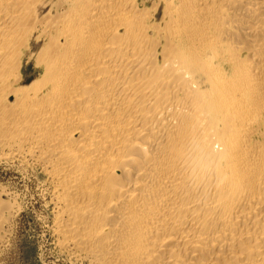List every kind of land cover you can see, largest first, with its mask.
<instances>
[{
  "label": "bare ground",
  "instance_id": "bare-ground-1",
  "mask_svg": "<svg viewBox=\"0 0 264 264\" xmlns=\"http://www.w3.org/2000/svg\"><path fill=\"white\" fill-rule=\"evenodd\" d=\"M0 163L69 264H264V0H0Z\"/></svg>",
  "mask_w": 264,
  "mask_h": 264
},
{
  "label": "rangeland",
  "instance_id": "rangeland-1",
  "mask_svg": "<svg viewBox=\"0 0 264 264\" xmlns=\"http://www.w3.org/2000/svg\"><path fill=\"white\" fill-rule=\"evenodd\" d=\"M12 168L0 163V182L16 194L22 208L13 224L10 244L0 255V264H69L53 248L39 182Z\"/></svg>",
  "mask_w": 264,
  "mask_h": 264
}]
</instances>
